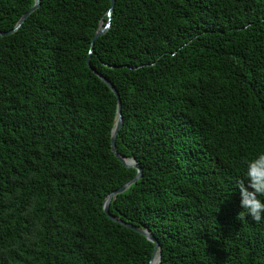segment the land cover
Returning <instances> with one entry per match:
<instances>
[{"label":"trees","instance_id":"16d2710c","mask_svg":"<svg viewBox=\"0 0 264 264\" xmlns=\"http://www.w3.org/2000/svg\"><path fill=\"white\" fill-rule=\"evenodd\" d=\"M33 0H0V32ZM41 0L0 37V264H264L237 181L264 153V0ZM92 51V54L89 52Z\"/></svg>","mask_w":264,"mask_h":264},{"label":"water","instance_id":"95a60500","mask_svg":"<svg viewBox=\"0 0 264 264\" xmlns=\"http://www.w3.org/2000/svg\"><path fill=\"white\" fill-rule=\"evenodd\" d=\"M40 1L41 0H33V5L32 7L25 12L21 18L18 20V22L16 23L15 27L8 31V32H0V37H5L11 34H14L15 32H17L20 27L24 24V22L28 19V17L30 15H32L35 11H37L40 7ZM114 4H115V0H109V9L106 12V17L108 19L107 23L104 25L103 24V20L100 21L99 27L97 28L96 32L94 33V36L92 38L91 41V45L90 48H93L94 42L99 39L100 37H102L103 35L106 34V32L110 29V19L112 16V11L114 8ZM89 54H92V51L89 52ZM87 67L88 69L94 74L96 75L104 84H106V86L112 91V93L115 95L116 100H117V112H116V119L114 122V127L111 133V137H110V146H111V151L113 153V155L115 156V158H117L119 160V162L126 168H132L134 170H136V176L134 178H132L130 181L126 182L125 184H123L120 188H118L117 190L113 191L112 193H110L104 200L103 202V206H102V210L104 212V214L108 217L109 220H111L112 222L127 228L129 230H132L134 232H136L137 234L143 236L148 242H150L151 244H153V252H152V256L150 259L149 264H159L160 263V259H161V248L160 245L157 241V239L154 237V235L148 230V229H143L140 227H136L134 225H132L131 223H126L118 218H115L113 216H111L109 214V207L111 202L113 203L115 198L124 193L132 184H134L135 182H137L139 179H141L142 177V170L139 167V165L136 163L135 160L133 159H126L122 156H120L116 150V146H115V142H116V137L118 135L119 130L122 127V115H121V104H120V99H119V95L118 92L116 91V89L113 87V85L107 81L104 77H102L101 75H99L98 73H96L95 71H93L90 68L89 65V58L87 59ZM156 258V260H155Z\"/></svg>","mask_w":264,"mask_h":264},{"label":"clouds","instance_id":"9594fccd","mask_svg":"<svg viewBox=\"0 0 264 264\" xmlns=\"http://www.w3.org/2000/svg\"><path fill=\"white\" fill-rule=\"evenodd\" d=\"M239 207L254 222L264 219V153L247 162L243 179L237 181Z\"/></svg>","mask_w":264,"mask_h":264},{"label":"bare ground","instance_id":"6f19581e","mask_svg":"<svg viewBox=\"0 0 264 264\" xmlns=\"http://www.w3.org/2000/svg\"><path fill=\"white\" fill-rule=\"evenodd\" d=\"M155 260H156V258H155Z\"/></svg>","mask_w":264,"mask_h":264}]
</instances>
